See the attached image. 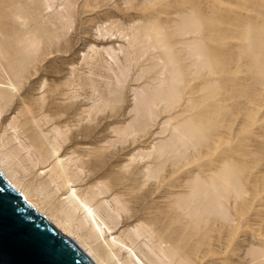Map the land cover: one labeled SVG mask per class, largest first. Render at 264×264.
<instances>
[{"label": "rangeland", "instance_id": "rangeland-1", "mask_svg": "<svg viewBox=\"0 0 264 264\" xmlns=\"http://www.w3.org/2000/svg\"><path fill=\"white\" fill-rule=\"evenodd\" d=\"M20 1L30 15L41 14L38 20H62L58 29L39 23L44 40L27 73L39 66L46 75L49 68L54 73L46 76L59 90L73 82V102H87V139L103 148L75 184L98 192L101 216L115 215L107 220L113 234L130 244V232L151 221L178 241L189 264H264V0H51L48 8L46 0ZM196 13L198 32L185 33L181 20ZM7 17L8 30L19 31ZM154 24L184 75L178 95L148 111L137 98L158 84L165 64L153 56L162 54L155 31L142 32ZM194 36L202 48L198 73L192 47L181 42ZM81 106L75 103L68 115ZM130 152L133 161L125 159ZM145 242L149 237L131 244L151 264Z\"/></svg>", "mask_w": 264, "mask_h": 264}, {"label": "bare ground", "instance_id": "bare-ground-1", "mask_svg": "<svg viewBox=\"0 0 264 264\" xmlns=\"http://www.w3.org/2000/svg\"><path fill=\"white\" fill-rule=\"evenodd\" d=\"M2 4L6 8L2 15L0 13V171L3 176L44 216L73 237L95 264H148L132 245L142 236L149 237L151 241L145 242L151 254L149 263L189 264L186 256L181 254L178 241L158 231L151 221L141 223L135 231L130 232L129 240L132 244L127 243L124 237L113 234V226L107 220L110 218L109 220L113 219L114 222L115 215L109 214L107 220L101 216L99 205L94 202L98 192L91 185L79 188L76 186L79 171H91V155L103 148L101 144L98 149L92 147L87 139V129L92 119L91 111L86 107L84 109L85 99L73 102L76 100V95L70 91L75 88L73 82L69 81L67 87L59 90L58 83L46 76L54 73L49 68L45 69L46 75L39 66L27 73L31 59L38 51L41 40H44L38 26L49 21L51 26L58 29L62 22L59 23L56 16H48L47 21L38 20L41 14L30 15L26 4L20 0H5L4 3L0 0V10ZM45 4L47 8L50 7L51 0H46ZM8 15L16 24L19 23V31L11 33L8 30L4 23ZM191 16L193 18H190ZM64 17L66 16L62 18ZM195 17L197 13L187 15L181 20L182 28H188L185 33L198 32L199 21L194 19ZM149 22L150 25L154 23ZM154 25L142 27V32L150 35L155 31L162 54L158 51V54L153 56H159L165 64L158 75V84L154 85L152 90L142 88L140 95L146 94L143 99L142 96L141 99L137 98L148 111L152 110V104L163 100L170 102L172 97L178 95L180 89L177 84L184 75L178 62H174L176 52L171 42L165 39L162 27ZM200 40L199 36H194L192 40L181 41L186 44V48L192 47V50L189 47L188 50H191V64L194 65L196 73L202 66ZM73 94L75 96H72ZM75 103L83 108L80 107L81 110L76 115H68ZM179 110L183 112L184 109L180 107ZM136 111L140 112L138 109ZM131 127L134 128V124ZM190 127L189 131L192 132L195 127ZM9 130L13 131L11 133L15 137L8 133ZM70 133L72 137L68 139ZM65 144L67 145L64 146ZM125 159L133 161L134 153H128ZM146 168L147 174L150 175L151 166L147 165ZM197 185L200 187L199 183ZM115 195L118 198L117 203L121 202L123 207L126 206L121 198L122 193L115 192ZM33 196H37V199ZM123 251L128 254L125 259L121 257Z\"/></svg>", "mask_w": 264, "mask_h": 264}, {"label": "water", "instance_id": "water-1", "mask_svg": "<svg viewBox=\"0 0 264 264\" xmlns=\"http://www.w3.org/2000/svg\"><path fill=\"white\" fill-rule=\"evenodd\" d=\"M0 264H95L0 171Z\"/></svg>", "mask_w": 264, "mask_h": 264}]
</instances>
